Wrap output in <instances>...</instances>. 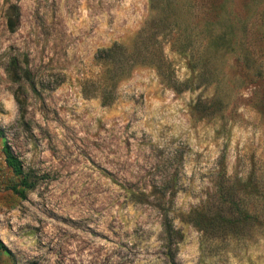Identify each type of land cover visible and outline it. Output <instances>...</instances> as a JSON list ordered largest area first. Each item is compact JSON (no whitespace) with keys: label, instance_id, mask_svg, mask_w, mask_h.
Returning a JSON list of instances; mask_svg holds the SVG:
<instances>
[{"label":"rangeland","instance_id":"obj_1","mask_svg":"<svg viewBox=\"0 0 264 264\" xmlns=\"http://www.w3.org/2000/svg\"><path fill=\"white\" fill-rule=\"evenodd\" d=\"M0 129V264H264V0H0Z\"/></svg>","mask_w":264,"mask_h":264},{"label":"trees","instance_id":"obj_2","mask_svg":"<svg viewBox=\"0 0 264 264\" xmlns=\"http://www.w3.org/2000/svg\"><path fill=\"white\" fill-rule=\"evenodd\" d=\"M16 17L18 16L17 8L13 7ZM8 29L13 31L15 28V20L8 19ZM145 48L143 45L141 49ZM138 46H134L132 49L125 47L122 44L113 42L110 46L106 48L99 49L98 53V62H99V97L101 103L104 105L110 104L114 99V90L117 87V84L127 78L129 72L132 68L137 65H148L153 66L159 76L167 83L172 81L171 66L168 61L165 60L162 53L161 45L158 42H155V46L151 51L144 52ZM152 54L154 57H150ZM174 85V84H173ZM175 88V86H173ZM0 138L3 140V130L0 129ZM2 152L4 154V160L7 165L13 172L16 177H19L18 185L20 195H24L27 190L33 188L34 183L31 180L30 173L25 172L22 166L21 161L16 157L7 145L3 141ZM13 189H17L16 186H13ZM166 233L174 232V229L171 225L165 224ZM0 251L8 252L7 248L3 245L0 240Z\"/></svg>","mask_w":264,"mask_h":264}]
</instances>
